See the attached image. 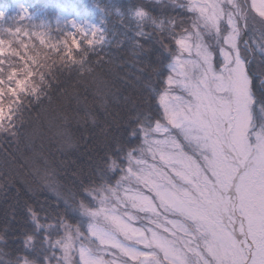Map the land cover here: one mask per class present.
Returning <instances> with one entry per match:
<instances>
[{
	"label": "snow or ice",
	"instance_id": "snow-or-ice-1",
	"mask_svg": "<svg viewBox=\"0 0 264 264\" xmlns=\"http://www.w3.org/2000/svg\"><path fill=\"white\" fill-rule=\"evenodd\" d=\"M116 12V53L95 27L0 31V190L19 182L29 195L28 227L8 235L13 211L0 232V264H264V74L249 55L264 62V0H127ZM72 77L83 95L67 92ZM118 81L146 94L123 97V115L111 110ZM54 93L66 103L48 118ZM45 128L47 156L33 150ZM82 144L89 164L65 187L60 157Z\"/></svg>",
	"mask_w": 264,
	"mask_h": 264
},
{
	"label": "trees",
	"instance_id": "trees-1",
	"mask_svg": "<svg viewBox=\"0 0 264 264\" xmlns=\"http://www.w3.org/2000/svg\"><path fill=\"white\" fill-rule=\"evenodd\" d=\"M14 0H0V10L4 8L8 13L4 16V20H7L11 17V4ZM24 6L28 7V9L34 13V20L32 22H27L25 27L28 31H43L46 32L50 36L58 37L62 35L64 32H71L74 30V26H79L85 30H88L92 27L103 30L108 34V38L111 41L109 44V51L116 53L117 49L113 47V44L116 40L120 39L119 36L112 37V29H119V24L117 23L118 17L116 10L119 9L121 12L126 11L127 0H22ZM166 2V0H165ZM58 10L60 12L66 14L67 19L69 18L72 21V28L69 29L66 27V24L61 23H53L52 18L57 14ZM9 15V16H8ZM8 16V18H6ZM66 19V21H67ZM13 18L10 20L12 21ZM40 20H44L41 22ZM18 23L22 24L19 20ZM9 23V22H8ZM12 25L8 26L9 29H12ZM259 27V24H257ZM1 31V30H0ZM258 38V34H257ZM25 39H27L25 37ZM252 63L250 66V71L256 74L257 82L258 78L261 74H264V62H262V57L259 52H253L249 54ZM131 60V57H128ZM110 66H105L104 70L107 71ZM128 71L135 73V68L129 67ZM121 74H123L121 72ZM68 74L65 73V77ZM131 80L132 78L129 77ZM65 88L69 94L74 93L79 90L83 95V87L80 86L77 88V84L75 81V77L67 79ZM114 91L118 92L121 97L120 106L112 105L111 110L113 113L119 112L122 115L125 113L126 108L123 107V97L129 98V105L131 103H139L141 97L146 95L143 93L139 87V85L133 86V84L125 83L123 81H118L115 84ZM91 96L89 95V100ZM66 103L63 96L59 93H54L51 105H48L47 102L45 107L47 109V117L53 118L56 113L59 111L62 104ZM45 119L42 115L39 120L35 119V114L33 115L34 127H39L41 122ZM73 130L75 131V125H73ZM47 130L45 128V136L44 138L37 137L35 139L34 151L43 152L44 155H49V152L55 151V149L51 148L47 136ZM20 151L24 153L26 157L31 156L32 153L28 151L27 148L24 147L23 144L20 146ZM5 150H9L8 145H4ZM59 155V154H58ZM89 153L87 152V146L81 145L79 150H71V154L67 157H60L61 159H65L67 161V170H60L57 179L59 182L65 187H69L73 181L72 173L76 171L78 168L83 167L87 168L89 164ZM5 159L2 153H0V160ZM10 159V157H8ZM23 164V160L21 159L18 163L12 165L14 168H19V165ZM20 177L31 182L30 178L25 175V173L21 172ZM15 187H21L19 182L16 183ZM15 187L7 188L0 190V232H3L5 226L9 223L11 214L15 211L17 215V221H13L11 224V230L8 235L11 236L13 234L18 235L21 227H28L23 223V213L21 211L20 205L23 204L25 199H29V195L23 189L19 194L16 193ZM47 193H40L39 199L43 200ZM49 199L51 197L49 196Z\"/></svg>",
	"mask_w": 264,
	"mask_h": 264
},
{
	"label": "rangeland",
	"instance_id": "rangeland-1",
	"mask_svg": "<svg viewBox=\"0 0 264 264\" xmlns=\"http://www.w3.org/2000/svg\"><path fill=\"white\" fill-rule=\"evenodd\" d=\"M7 11L4 10V8H1L0 10V30L3 31L4 29H9L8 26L10 24L12 25V29H15L17 27L21 29H27L24 24H26L28 21L32 22L34 18V13H32L28 7L24 6V3L22 0H14L11 4V17L7 20H4V16L7 15ZM9 16V15H8ZM8 16L6 18H8ZM13 18L12 21H10ZM66 14L60 12L58 10L57 14L52 18L53 23L66 24V27L71 29L72 27V21L67 19ZM17 20H19L22 24L18 23ZM41 22H44V20H40ZM9 22V23H8ZM45 23V22H44Z\"/></svg>",
	"mask_w": 264,
	"mask_h": 264
}]
</instances>
